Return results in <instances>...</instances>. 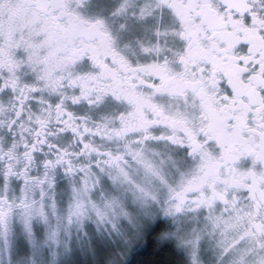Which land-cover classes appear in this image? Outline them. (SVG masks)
<instances>
[{
    "label": "snow or ice",
    "instance_id": "snow-or-ice-1",
    "mask_svg": "<svg viewBox=\"0 0 264 264\" xmlns=\"http://www.w3.org/2000/svg\"><path fill=\"white\" fill-rule=\"evenodd\" d=\"M0 264H264V0H0Z\"/></svg>",
    "mask_w": 264,
    "mask_h": 264
},
{
    "label": "trees",
    "instance_id": "trees-1",
    "mask_svg": "<svg viewBox=\"0 0 264 264\" xmlns=\"http://www.w3.org/2000/svg\"><path fill=\"white\" fill-rule=\"evenodd\" d=\"M151 255H152V249L148 246H145L139 250L138 259L149 258L151 257Z\"/></svg>",
    "mask_w": 264,
    "mask_h": 264
}]
</instances>
